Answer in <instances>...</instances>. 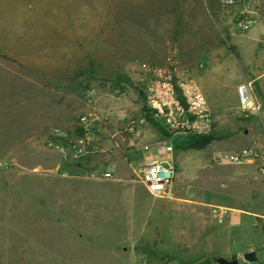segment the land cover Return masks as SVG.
I'll return each mask as SVG.
<instances>
[{
	"label": "rangeland",
	"instance_id": "rangeland-1",
	"mask_svg": "<svg viewBox=\"0 0 264 264\" xmlns=\"http://www.w3.org/2000/svg\"><path fill=\"white\" fill-rule=\"evenodd\" d=\"M234 16L235 10L221 11L217 0H0V264H68V255L80 264H217L220 246L198 251L190 234H169L164 241L159 230L133 238L106 225L80 230L52 210L48 198L81 188L62 193L48 182L139 181V142L131 141L134 133L124 131L115 111L123 109L137 121L138 135L151 130L142 110L151 79L144 68L161 66L176 47L177 76L184 78L183 63L200 62L206 43L222 45L229 30L235 31ZM120 75L132 84L119 83ZM234 79L228 74L212 86L227 105ZM90 90L92 104L85 100ZM84 114L95 118L94 132L102 130L103 141L111 142L90 158L63 162L46 146V137L54 127L71 128ZM253 120L257 124L251 126ZM251 130L262 132L258 116L226 107L210 132L216 140L199 150H174L175 196L264 214L261 165L225 160L244 148L264 158L254 144L258 140L245 143L244 131ZM107 170L110 178L103 176ZM215 231L218 245L223 230Z\"/></svg>",
	"mask_w": 264,
	"mask_h": 264
},
{
	"label": "crops",
	"instance_id": "crops-1",
	"mask_svg": "<svg viewBox=\"0 0 264 264\" xmlns=\"http://www.w3.org/2000/svg\"><path fill=\"white\" fill-rule=\"evenodd\" d=\"M259 4L261 19L255 26L244 33L229 30L224 44L206 43L209 49L200 54V62L195 64L194 60L183 63L180 68L185 69L183 80L189 77L190 83L203 94L214 121L226 107L238 108L235 91L237 85L244 82L252 84L256 100L261 105L258 122L261 124L262 132L251 130L248 134V131H244L245 143L258 140V143L254 144L262 153L264 143L259 140L264 137V0H259ZM225 13L228 15V11ZM199 64L203 65L202 69L198 68ZM228 74H234L235 79L228 84L231 101L227 105L222 91L219 89L213 91L212 86L214 83H219L220 77ZM116 119L120 121L125 131L126 121ZM249 124L253 126L257 122L253 120ZM150 127L151 130L142 135L136 132H133L134 135L129 133L133 135L132 142L133 140L139 142L138 148L143 164L150 159L173 163L176 159L173 155L174 149L171 154L160 150L166 141V136L156 127L152 125ZM105 136L102 130L99 134L95 132L96 152L103 151L106 144L111 142L108 139L103 141ZM48 184L50 187H57L59 189L57 192L62 193L69 192L70 188H81L77 194L63 195V197L53 194V197L48 198L50 208L54 211H62L73 224L79 225L80 230L83 228L100 230L106 225L109 230H123L121 234L127 233L132 238L144 234L145 231L150 235L153 230H159L160 234L165 235L164 241L169 234H174L176 237L180 233L190 234V241L198 251L209 252L220 246L223 251L221 258L226 259V256L229 258L240 256L244 252L254 250L257 257L255 264H264V214L262 213L182 199L175 196L174 190V196L170 199L153 198L147 193L140 180L131 178H117L110 181L95 178L53 179ZM215 230H223L220 232L221 240L218 245L215 244ZM77 236L80 237L81 233H77ZM259 253L263 258L261 261L258 260ZM70 256L72 255H68L70 261L68 264H80Z\"/></svg>",
	"mask_w": 264,
	"mask_h": 264
},
{
	"label": "built area",
	"instance_id": "built-area-1",
	"mask_svg": "<svg viewBox=\"0 0 264 264\" xmlns=\"http://www.w3.org/2000/svg\"><path fill=\"white\" fill-rule=\"evenodd\" d=\"M218 5L223 12L235 10L233 28L237 33L248 31L261 19L259 0H218ZM178 57V49L173 47L161 66L144 68L145 74L151 77L145 85L147 110L167 133L166 141L160 148L166 154L172 153L174 142L179 138L208 135L214 124L212 111L201 91L177 76L180 70ZM198 68L202 69L203 65L199 64ZM176 88L180 91L179 95ZM235 91L238 109L244 114L259 116L261 105L256 100L252 84L241 83ZM93 93L90 90L85 95L88 104L93 103ZM115 116L126 121V132H134L137 121L130 118L125 110H116ZM143 121L144 118H141L139 123ZM95 126V118L91 114L81 115L71 128H52L45 144L57 152L63 162H79L97 151ZM225 160L231 164L258 162L261 165L259 171L264 174V158L253 149L234 151ZM103 176L110 178L111 172L107 170ZM139 180L153 198L170 199L174 196L175 167L170 161L150 159L144 162Z\"/></svg>",
	"mask_w": 264,
	"mask_h": 264
},
{
	"label": "trees",
	"instance_id": "trees-1",
	"mask_svg": "<svg viewBox=\"0 0 264 264\" xmlns=\"http://www.w3.org/2000/svg\"><path fill=\"white\" fill-rule=\"evenodd\" d=\"M119 83H125L128 85H131V81L129 78H127L124 75L118 76ZM176 92L179 95L180 91L179 89L176 88ZM144 118L146 119L147 122L150 124L154 125L157 129H159L162 133H164L165 136H167L166 131L162 128V126L156 122L150 115L149 111L146 109V107H142ZM78 134V133H76ZM216 140L215 137L212 134H208L205 136H187V137H182L180 140H176L174 142V150L179 149V148H185V149H203L207 145H209L212 141Z\"/></svg>",
	"mask_w": 264,
	"mask_h": 264
},
{
	"label": "water",
	"instance_id": "water-1",
	"mask_svg": "<svg viewBox=\"0 0 264 264\" xmlns=\"http://www.w3.org/2000/svg\"><path fill=\"white\" fill-rule=\"evenodd\" d=\"M215 263L217 264H255L257 262L256 252L250 250L242 253L240 256H231L229 259L216 258Z\"/></svg>",
	"mask_w": 264,
	"mask_h": 264
}]
</instances>
